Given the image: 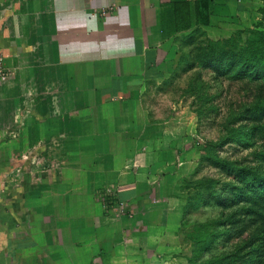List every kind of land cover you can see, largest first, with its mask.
Masks as SVG:
<instances>
[{
	"label": "crops",
	"instance_id": "0c3cea01",
	"mask_svg": "<svg viewBox=\"0 0 264 264\" xmlns=\"http://www.w3.org/2000/svg\"><path fill=\"white\" fill-rule=\"evenodd\" d=\"M170 1L0 0V53L7 71L6 78L0 81V146H7V152L0 154V264H161L156 263L153 248L167 236L164 204L147 194L162 193L151 182H161L165 173L144 175L142 182L138 171L145 167L144 145L131 157V174L125 176L128 171L120 170L113 186L103 184L102 190L97 185L81 188L78 183L65 182L60 169L47 170L35 181L19 183L17 171L9 166L16 160L15 147L10 146L21 140L29 145L44 143L60 132L56 113L55 126L51 127L55 133L37 136L34 141L24 140L33 128L48 129V110L42 105L45 92L33 93L18 86L32 80L35 74L47 80L54 75L55 82H63L65 68L69 67L73 72L71 76L66 72L67 78L74 83L83 74L88 84H94L85 90L87 95L102 98L103 102L118 100L124 109L121 112L141 114L142 132L147 128L152 133V129L159 128L156 141L166 138L171 146V163H180L178 155L184 152L186 139L185 122L180 123L178 117L182 110H176L171 101V116L153 121L147 118L148 109L140 99L145 81L157 82L161 77L147 65L161 62L170 37L173 44V37L187 32L173 31ZM190 1L208 5L209 23L199 24L203 30L216 26V31H232L242 17L256 15L247 5L253 0ZM203 11L200 9V15ZM97 36H102L104 47L116 45L104 58L96 56ZM97 64L105 69L99 74L94 71ZM46 66L50 76L45 73ZM163 77L172 80L174 72ZM73 90L80 91V87ZM33 96H39V107L21 103L20 98ZM18 114H23V121L16 119ZM27 114L35 120L25 119ZM133 122L129 123L131 127ZM22 130L25 133L21 136ZM133 141L152 145L155 140L152 135L146 139L141 135ZM121 174L126 178L122 179ZM81 189L88 193L83 200L74 195ZM106 189L112 192L115 206L110 205L111 200H97L96 192ZM153 208L159 212H153ZM152 228L159 232H152Z\"/></svg>",
	"mask_w": 264,
	"mask_h": 264
},
{
	"label": "rangeland",
	"instance_id": "374dc122",
	"mask_svg": "<svg viewBox=\"0 0 264 264\" xmlns=\"http://www.w3.org/2000/svg\"><path fill=\"white\" fill-rule=\"evenodd\" d=\"M247 5L250 7L249 10L256 12V15L242 17L241 22L234 25L232 31H216V26L213 28L208 26L204 30L202 27H197L194 35L187 33L173 37V44L170 37L168 48H163L165 52L161 62L150 67L147 65V69L161 73L157 82L153 79L145 81L144 92L140 96L143 107L148 109L147 118L153 121L168 119L171 116L169 113L171 101L176 110H182L178 117L180 123L185 122L186 139L183 145L184 152L182 155L177 154L181 157L179 164L177 162L175 166L171 163L170 142L166 138H159L160 141H156L159 128L152 129V133L147 128L142 132L139 129L141 114L121 112L124 109L118 100L110 98L103 102L102 98L87 95L85 90L93 88L94 84H88L83 74L80 80L74 83L71 78H67L68 74L71 76L73 72L69 67L65 68L63 82L61 80L55 82L54 75L47 80L35 74L32 80L26 83L22 81L18 86L33 93L45 92L42 105L48 110L45 116L48 129L33 128L26 133L30 137L24 140L31 138V141H34L37 136L43 137L47 133L50 136V133H55L56 129L51 127L55 126L56 113L60 121L58 124L60 132L57 137L48 139L44 143L33 142L29 145L21 140L10 146L15 147L16 160L9 167L17 171V181L23 184L29 183L35 181L36 177L39 179L47 170L60 169L65 174V182L78 183L81 188L87 184L97 185L98 189L102 190L103 184L105 187L109 183L113 186L119 179L120 170L128 171L125 176L131 174L133 170L131 157L135 150L144 145L147 154L144 160L145 167L138 171L142 182L144 175L152 177L165 173L161 182L154 178L151 182L157 190L162 189V193L151 191L147 194L151 200L155 201L158 198L164 204L163 218L166 222L167 236L153 248L155 252L153 255L156 254L158 259L156 263L190 264L188 260L190 258H193L194 264L200 262L201 264H254L257 260L261 262L264 258L262 251L264 245L258 238L261 237L260 228L262 224L264 225V221L253 224L252 219L241 217L242 212L237 209L239 205L237 206L234 198L237 190L230 188V184H234L233 181L221 167V162L213 163L206 160L207 153L204 154L203 149L207 147L209 150L210 146L215 157L238 161L242 166L253 168L264 175V161L259 160L258 155L254 154L261 144L259 141H252L253 139L247 138L245 134L228 136L229 140L234 136L236 138L234 140L239 139L243 143L240 146L232 140L226 143L223 139L228 125L225 124L227 120L230 123L235 118H243L238 125L247 128L254 124L253 120L260 112H264V108L258 110L252 108L255 102L264 104V80L252 81L250 76L235 80L230 77L231 74L220 73L212 65L207 67L195 65L192 69L178 73L180 57L184 62L192 60V52L197 54L198 45L203 46L206 40L222 39L234 33L244 38L245 31L253 26L259 16L257 10L261 2L253 0L247 2ZM202 6L203 15L198 21L204 25L209 23L210 11L208 12L207 4L202 3ZM100 37L102 36L96 37L99 46L96 49V56L103 57L107 51L111 53L116 45L104 47ZM187 39L192 41L191 44L186 43ZM101 67L98 64L94 66L96 74L105 70ZM122 67L127 68V66ZM48 69L50 68H47L45 73L50 76ZM173 72L176 74L175 78L163 80V76H171ZM74 87H80V91L75 92ZM38 98L39 96H33L20 100L23 104L27 105L31 102L32 105L39 107ZM246 107H249V110L244 113ZM118 110L120 112H117ZM145 117L142 118L144 122ZM16 119L23 121V114H18ZM25 119L32 122L35 120L28 114ZM130 122L134 124L132 127L129 125ZM24 133L22 130L19 135L22 136ZM141 135L145 139L151 138L152 135V139L156 142L154 141L152 145L135 144L134 138ZM5 152L7 146L1 145L0 154ZM4 167L7 168L6 163ZM104 171L106 177H103ZM30 172L31 175L25 177ZM91 172L93 176H89ZM125 176L122 177L121 174L122 179L126 178ZM205 178L216 182L211 191H198L193 187L195 181ZM85 191L86 189H81L74 195L83 200L88 196ZM104 192H96L97 200L103 203L111 200L110 205L115 206L112 192L107 189ZM256 194L255 191L254 194L249 195V198L253 199ZM249 206L256 210L258 205ZM158 210L153 208L152 211L159 212ZM251 217L253 216L249 215L248 218ZM228 219L233 220L229 222ZM150 230L159 232L157 228ZM255 233L259 234L258 238L250 239ZM205 234H208L210 241L203 244L208 238L204 236ZM224 256L223 261L215 263Z\"/></svg>",
	"mask_w": 264,
	"mask_h": 264
},
{
	"label": "trees",
	"instance_id": "16d2710c",
	"mask_svg": "<svg viewBox=\"0 0 264 264\" xmlns=\"http://www.w3.org/2000/svg\"><path fill=\"white\" fill-rule=\"evenodd\" d=\"M261 6L258 8V18L253 23V26L247 29L246 35L244 38H241L239 35H229L226 38L216 39L213 41H205L203 46L198 45L197 54L192 52V60L184 62L183 58L180 57L181 61L178 65V73L185 70L192 69L195 65L200 67H207L212 65L215 67L216 71L223 74H231L230 77L235 80L241 79L242 77L250 76L252 81H261L264 80V0H260ZM200 9L203 11V6L199 5V2L190 1V0H172L169 4L170 12V24L174 32L187 31L184 34L192 33L195 34L197 27H199V17ZM202 32V31H201ZM190 34V36H193ZM194 37V36H193ZM186 39V37L184 38ZM192 41H186V43L191 44ZM196 58L198 60L196 61ZM176 74H174V78ZM264 82V81H263ZM255 110L258 108H264V104L261 102H255L253 107ZM249 107L244 108V113H247ZM238 117V116H236ZM243 117V116H240ZM243 118H235L232 122L226 121L225 124H228L225 128L226 134L223 139L224 142H236L239 146L243 143L237 139L235 136L231 137L229 140V135L234 134H245L246 137L253 139L252 141H259L261 144L258 146L255 151V155H258L259 160L264 161V112H260L259 116L256 117L253 122L254 124L249 127H244L238 123ZM229 126V127H228ZM209 150L205 147L204 154H206V160L211 162H221V167L224 168L225 172L231 178L234 184H230V188L237 190L234 198L236 199V204L238 210L242 213L243 219L251 220L253 224L256 222L264 221V175L258 173L255 169L242 166L240 162L235 160L223 159L219 156L215 157L212 155V149L209 146ZM261 149V150H260ZM260 153L258 154V151ZM216 182L205 178L200 181H195L193 187L198 191H211ZM257 192V196L253 199L249 198L250 194ZM237 195V196H236ZM244 204V206H240ZM258 205L256 210L251 208L249 205ZM236 211V210H235ZM234 213V211L232 212ZM249 215L253 217L248 218ZM233 220V219H231ZM227 220V221H231ZM223 222V221H222ZM261 237L258 238L259 234L255 233L251 235L250 239L258 238L261 244L264 245V225H261L260 228ZM204 236L208 237L203 241H210L208 234ZM254 237V238H253ZM207 240V241H206ZM252 241L250 240V243ZM264 252V247L262 248ZM262 252V253H263ZM225 258L222 257L215 261V263H220ZM190 264L193 263V258L188 259ZM257 260L254 264H264V258L261 262ZM201 264V262L199 263Z\"/></svg>",
	"mask_w": 264,
	"mask_h": 264
},
{
	"label": "built area",
	"instance_id": "2783aa9c",
	"mask_svg": "<svg viewBox=\"0 0 264 264\" xmlns=\"http://www.w3.org/2000/svg\"><path fill=\"white\" fill-rule=\"evenodd\" d=\"M7 75L6 69L3 67L2 55L0 53V80L4 79Z\"/></svg>",
	"mask_w": 264,
	"mask_h": 264
}]
</instances>
